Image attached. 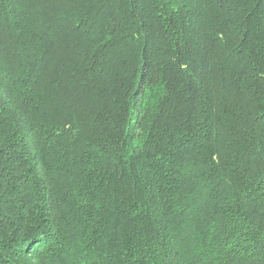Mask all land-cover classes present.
<instances>
[{
    "label": "trees",
    "instance_id": "obj_1",
    "mask_svg": "<svg viewBox=\"0 0 264 264\" xmlns=\"http://www.w3.org/2000/svg\"><path fill=\"white\" fill-rule=\"evenodd\" d=\"M0 264H264V0H0Z\"/></svg>",
    "mask_w": 264,
    "mask_h": 264
}]
</instances>
